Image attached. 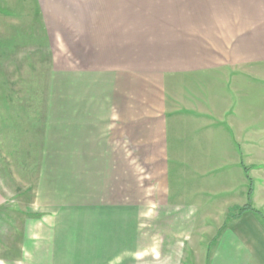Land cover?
Returning <instances> with one entry per match:
<instances>
[{
    "label": "crops",
    "instance_id": "1",
    "mask_svg": "<svg viewBox=\"0 0 264 264\" xmlns=\"http://www.w3.org/2000/svg\"><path fill=\"white\" fill-rule=\"evenodd\" d=\"M32 45L87 78L55 108L103 157L101 200L50 211L41 258L264 264V0H0V61Z\"/></svg>",
    "mask_w": 264,
    "mask_h": 264
},
{
    "label": "rangeland",
    "instance_id": "2",
    "mask_svg": "<svg viewBox=\"0 0 264 264\" xmlns=\"http://www.w3.org/2000/svg\"><path fill=\"white\" fill-rule=\"evenodd\" d=\"M31 35L33 39V29ZM30 50L24 59L0 61V103L6 105L0 111L8 117L7 123H0V129H6L0 131V264H48L49 257L45 261L39 250L50 248L49 212L102 197L96 182H87L98 170L87 172L85 163L89 158L98 165L103 157L98 161L76 155L86 140L72 132L69 108H55L57 101L69 103L73 82L85 83L87 78L55 74L48 50L33 45ZM89 143L94 146L93 140ZM42 211L45 217L34 216ZM158 254V262L166 264L167 253ZM126 255V260L117 256L118 263L134 264V252ZM142 257L137 264H151L150 252Z\"/></svg>",
    "mask_w": 264,
    "mask_h": 264
},
{
    "label": "trees",
    "instance_id": "3",
    "mask_svg": "<svg viewBox=\"0 0 264 264\" xmlns=\"http://www.w3.org/2000/svg\"><path fill=\"white\" fill-rule=\"evenodd\" d=\"M246 170L248 169L247 167L245 168ZM252 191H253V185H252V180L250 179V185H249V190H248V202L246 205H244L243 207H240L237 211H238V214H242L246 211H253V212H256V213H260L261 212L257 209H255L253 206H252V203H251V195H252Z\"/></svg>",
    "mask_w": 264,
    "mask_h": 264
}]
</instances>
